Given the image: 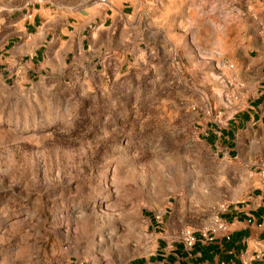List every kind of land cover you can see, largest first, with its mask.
Masks as SVG:
<instances>
[{"label": "rangeland", "instance_id": "obj_1", "mask_svg": "<svg viewBox=\"0 0 264 264\" xmlns=\"http://www.w3.org/2000/svg\"><path fill=\"white\" fill-rule=\"evenodd\" d=\"M124 2L128 67L109 53L105 74L0 64V264H128L161 236L203 229L252 186L240 137L241 156L202 134L247 101L221 94L235 83L220 78L238 71L222 59L261 43L264 0ZM137 12L160 33L138 68Z\"/></svg>", "mask_w": 264, "mask_h": 264}, {"label": "crops", "instance_id": "obj_2", "mask_svg": "<svg viewBox=\"0 0 264 264\" xmlns=\"http://www.w3.org/2000/svg\"><path fill=\"white\" fill-rule=\"evenodd\" d=\"M131 5L124 0H2L0 64L25 66L28 76L66 75V71L81 68L105 74L111 68V62H104L109 53L114 65L128 67ZM143 24L137 12L132 36L136 68L140 60L151 55L153 45L160 39L155 25L145 24L147 37L141 36L139 28ZM260 34L257 47L242 44L223 54L222 61L233 62L238 71L235 76L224 74L220 78L225 86L235 83L231 93L224 89L221 94L231 100V95L246 91V103L241 106L235 102L226 124L211 122L202 134L211 145H221L226 153L239 156L240 137L245 146L241 160L250 166L249 191L242 199L229 203L218 216L226 224V232L218 230L212 240L203 238L214 228L215 218L203 229H195L192 248L180 238L173 241L165 235L159 238L153 252L134 257L128 264H264V29ZM209 95L212 97L211 90Z\"/></svg>", "mask_w": 264, "mask_h": 264}, {"label": "built area", "instance_id": "obj_3", "mask_svg": "<svg viewBox=\"0 0 264 264\" xmlns=\"http://www.w3.org/2000/svg\"><path fill=\"white\" fill-rule=\"evenodd\" d=\"M263 177H264V172H263ZM223 231L226 232L227 226L224 222L221 221L219 217L215 219V226L213 229L210 231L206 232L203 234V238L205 240H212L213 236L216 234L217 231ZM195 231L192 230H185L183 233L179 236V238L185 243V245L188 248H192L195 244Z\"/></svg>", "mask_w": 264, "mask_h": 264}]
</instances>
